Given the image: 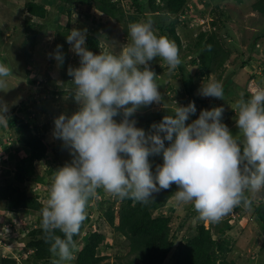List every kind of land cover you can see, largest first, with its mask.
I'll list each match as a JSON object with an SVG mask.
<instances>
[{
	"label": "clouds",
	"instance_id": "1",
	"mask_svg": "<svg viewBox=\"0 0 264 264\" xmlns=\"http://www.w3.org/2000/svg\"><path fill=\"white\" fill-rule=\"evenodd\" d=\"M86 35V28L66 35L79 57V66L68 68V94L78 109L54 118L53 136L63 141L71 161L54 170L41 209L53 264L75 259L73 237L86 219L89 199L101 187L121 200L147 203L175 184L176 201L191 203L199 219L213 223L236 206H251L246 191L264 192V81L234 105L242 140L222 122V107L201 109L186 123L197 112L193 101L175 103L171 114L146 132L136 126L133 114L163 99L149 62L160 57L175 69L181 63L176 44L154 30L150 16L128 25L130 40L118 50L114 44L93 53L85 46ZM60 47L53 53L58 65L64 61ZM11 74L0 62V83ZM199 94L223 99V86L213 78L201 84ZM7 111L0 100V123H7ZM153 155L162 156L155 171L149 161Z\"/></svg>",
	"mask_w": 264,
	"mask_h": 264
},
{
	"label": "trees",
	"instance_id": "2",
	"mask_svg": "<svg viewBox=\"0 0 264 264\" xmlns=\"http://www.w3.org/2000/svg\"><path fill=\"white\" fill-rule=\"evenodd\" d=\"M120 1L29 0L25 2L23 5V10L27 14V18L24 20L25 39L21 40L18 45L21 47V57L23 55L35 64L31 52L37 39L35 37L37 19L48 21L53 16L52 21L55 22V27L57 26V36L61 40H66L73 20L78 21L80 17L92 19L94 21L93 28L87 29L85 46L93 53H99L103 50V39L111 40L112 29L109 25L111 21L121 25L120 35L127 41L130 40L128 25L150 16L153 20L154 30L158 34L168 37L179 50L181 63L170 71L173 77L178 79L179 85L169 84V87L177 94V103L183 105L189 101L195 103L197 112L190 116L186 123L195 119L201 109L218 107L227 101L234 102L232 97L234 94H241L245 99L250 96L251 92L246 89V83L254 77L258 80L260 76L256 73H249L244 83L236 77L243 75V68L258 57L257 54L251 52L257 51L259 44L264 41V0H252L249 5L250 14L246 16V20L250 21L248 25H245V28L250 36L249 40H244L245 50L248 53L244 50L238 52L235 40L225 27L226 20L223 18L225 14L217 4L207 7L206 10H201L203 11L201 15L207 12V15L211 17L210 28L201 30L188 26L189 20L185 19L187 0H128L126 9L122 7ZM241 1L238 0V2ZM47 5L51 7L57 5V11L53 14L50 13ZM130 8L132 11L129 10ZM215 15L216 20L214 19ZM64 16L66 22L61 24V18ZM237 16V20L243 21L245 14L238 12ZM217 21L221 23L217 24ZM101 26L104 27V33H99L96 30ZM178 27L183 28L182 32H187L184 43L181 42L182 36L180 37L176 32ZM60 51L63 53L64 61L59 65L56 61V66L59 69L63 85H66V81L68 83L69 80L68 68L71 66V51L67 45L62 46ZM156 60L154 63H149V67L158 76L169 67L162 58L157 57ZM227 62L230 63L231 68L224 76L228 69ZM16 66L12 72L14 76L20 75L15 71L20 66L18 64ZM36 67L38 68L36 74L30 72L29 68L25 69L23 75L26 85L22 87V91L25 89V92L21 94L22 99L8 107V111L5 113L7 123H1V127L8 131L10 141L16 147L17 153H22L21 156H17L15 151L6 150L4 147L7 155L5 159L12 163V168L4 170L0 176L2 210L11 220L20 214L30 215L33 220L19 231V235L25 236L23 242L25 254L20 259V263L14 255L0 253V264H47L53 258L49 251L50 245L45 242L41 227V209L44 207L48 195L51 182L49 175L52 168L45 170V175L41 178L37 163L54 153L46 140L48 123L44 122L42 125H38L29 119L28 115L23 114V105L31 104L30 98L36 93L43 97H61L70 94H68L69 88L55 84L54 78H51L47 73V70L53 69L52 64L39 63L36 64ZM42 69L44 70L40 75ZM213 78L222 82L223 99L199 94L201 84ZM195 79L198 81L197 84ZM235 88L239 89L238 93H235ZM163 102L162 100V104L144 106L142 114L135 112L132 118L135 119L136 126L148 132L151 130V124L159 122L163 116L171 114V109L163 105ZM232 111V107L226 110L222 119L225 117L229 120ZM227 123L228 121L224 124L227 125ZM167 144L168 142L165 141L166 146ZM68 161H71V156ZM150 164L151 169L155 171V167L162 164V156L155 155ZM37 183L44 184L46 189L36 190ZM176 188L177 186L172 184L169 189L154 193V199H150L147 203H139L132 199L121 200L107 193L102 187L98 188L87 203L86 219L82 222L79 233L73 237L75 259L67 264H234L233 261L226 258L232 249L228 234L232 226H229L228 222L231 218L227 217L228 215L216 223L214 228L213 222L205 226L198 219V213L193 206L189 205L184 216L179 220L177 228L188 230L194 222L195 234L186 235L184 232L180 237L174 236L171 224L175 207L171 204V200L175 196ZM104 191L106 199L102 200L101 196ZM253 193L251 191L245 193L252 201L251 206L246 207L241 204L234 207L232 211L244 210L246 216L238 214L237 217L240 223L246 224L255 221L264 234V192L261 195L256 194L252 198ZM167 208H169L168 212H166ZM92 210L98 212L94 220H92ZM103 222L109 226V232L102 230ZM92 223L95 226L91 229ZM82 232L83 235H81ZM57 234L63 236L62 233L57 232ZM107 238L112 242L108 244ZM118 246L123 248L124 252H120L121 249ZM261 247L264 248V239Z\"/></svg>",
	"mask_w": 264,
	"mask_h": 264
},
{
	"label": "rangeland",
	"instance_id": "3",
	"mask_svg": "<svg viewBox=\"0 0 264 264\" xmlns=\"http://www.w3.org/2000/svg\"><path fill=\"white\" fill-rule=\"evenodd\" d=\"M27 1L29 0H0V62L8 65L12 69V72H14V68L17 67L16 64L20 66L18 69H15L17 74L20 75L14 76L11 74L10 76L4 78L3 82L0 83V100L5 102L8 107L11 106L12 103L20 101L22 99L21 94L25 92V89L24 91H22V87L26 85V79L23 75L25 69L29 68L30 72L36 74V72H38L36 64L39 63L44 65L52 64L54 66L53 69L47 70V73L51 76V78H54L55 84L70 88V81L72 77L68 75V83L66 81V85H63L59 69L56 66V60L53 56V53L57 50L58 45L61 47L65 45L69 46V49L71 51L70 67L79 66L78 55L71 50L67 40H61L57 36L58 30L56 28L57 26L55 27V22L52 21L53 16L48 21H42L39 19L36 20L37 22L35 26V37L37 39L35 40V44L32 49L33 51L31 52L33 54L35 64L32 63L28 58L23 57V55L21 57L22 51L21 47L18 45L20 44L21 40L25 39L24 20L27 18V14L23 10V5ZM251 1L252 0H242L241 2H238V0H230L228 2L227 0H187V11L185 19L187 18V20H189V27L208 30L210 28L209 22L211 20V17L207 15V12H205L204 15H201L203 13V11L201 10H206L207 7L217 4L222 10L223 14H225V17H223L226 20L225 27L228 29L232 38L235 40L238 52L244 50L248 53V51L245 50L246 45H244V40L248 39L250 36V34H248V32L246 31L247 29L245 28V25H248L250 21L246 20V16H249L250 14L249 5ZM120 3L123 8L126 9L128 7V0H121ZM47 9L50 11V13L53 14L57 11V5H54L53 7L47 5ZM129 10L132 11L131 8ZM238 12H240L241 14H245V16L243 17V21L237 20ZM214 19L216 20V15ZM65 22L66 20L64 16L61 18V24H64ZM93 22L94 21L90 18L80 17L78 21H72L71 29L93 28ZM220 23V21H217V24ZM109 25L112 29L111 40L106 41L103 39L102 48L103 50L108 48L110 49L115 44L118 50L119 46L127 43V41L120 35V24L111 21ZM182 29L181 27H178L176 29V32L180 35V37L182 36L181 42L184 43L186 40L184 38L186 37L187 32H182ZM96 30L99 33H104V27L102 26L98 27ZM259 45L260 46L258 47L257 51L251 52L257 54L258 57L253 59L252 62L249 63V65L243 68V75L241 74L240 76L236 77V79H240V81L244 83L249 73H256L260 76L258 80L254 77L249 79V81L246 83V89L249 92H252V90L257 85H260V83L264 81V41ZM156 61V58H153V60L149 63H154ZM226 66L228 69L225 71L224 76L229 72V69L231 68L230 63L228 62L226 63ZM43 70L44 69L40 70V75L43 73ZM170 71L171 69L169 68L168 70H165L163 74L156 76V81L159 84L158 90L160 91L163 98L162 100L164 101L163 105H166V107L172 109L174 107V104L177 103L176 98L178 96L174 92V90L169 87V84L179 85V81L176 77H173V74ZM195 82L196 84L198 83L197 79H195ZM44 84H46V82H44ZM46 85L48 86V84ZM238 92L239 89L235 88V93ZM240 96L241 94H234L232 95L234 102L227 101L225 102V104H222L218 107L223 108L222 116L230 107L233 108V111L230 114L231 117H229L231 120H227L225 117H223L222 122L225 123L228 121L226 126L228 127L230 133L233 136H237L238 139L242 140V136L239 135V128L235 123L236 113L234 111V105L236 103L235 100L239 99ZM30 102L31 104L27 103L23 105V114L25 116L28 115V117H30L29 119L35 121L38 125H42L44 122L48 123L46 140L54 154H52V156H46L45 159H43L40 163H37V169L41 178H43L46 172L45 170L52 168V172L49 175V178L51 180L54 170L63 166L64 163H68V159L71 156L68 148L65 146L63 141L53 136L54 118L62 112L70 115L72 112L78 109V104L70 95H63L61 97H43V95H40L38 93L34 94L30 98ZM154 104L159 105L160 103ZM143 109L144 106H141L137 109L136 112H140V114H142L144 112ZM28 111H30V113H27ZM114 119L119 122L120 117L117 116L114 117ZM4 147H6V150L8 149L17 153L16 147L10 141L8 131L2 128L0 123V176L1 174H3L4 170H10L12 168V163L5 159L7 155ZM21 155V152L17 153V156ZM154 158L155 155L150 156L149 161H153ZM35 187L37 188L36 190L46 189L45 185L42 183H37ZM261 193L262 192L253 193L252 198H254L256 194L261 195ZM101 199H106L105 191L104 194H102ZM171 202V204H173V207H175V211L172 214L173 221L171 224L174 236L180 237V235H182V233L184 232L186 235L195 234L196 230L194 222L190 225L188 230H185V228L179 230V227L177 228L179 220L184 216L191 203L185 204L182 202H177L175 196L174 198H172ZM2 206V202H0V253L3 255L12 254L17 257L18 263H20V259L23 258L25 254L23 245L25 236L19 235V231L22 227L28 226V224L33 220V217L27 214H20L19 216H16L11 220L10 217L6 215V213L2 210ZM116 206L117 203L115 204V208ZM168 211L169 208L166 209V212ZM97 213L98 212H95V210L91 211L92 220L95 219ZM238 214L245 215V211L242 209L239 211L231 210L229 214H227V217L231 218V220H229L230 222H228L229 226H232V229H230V231L228 232L232 249L226 257L227 260L233 261L234 264H264V248L261 247L262 241L264 239V234L258 228V225L255 221H251L246 224L240 223L237 218ZM199 220L202 221L205 226H208L210 223L207 220ZM216 223L218 222H215L213 224V228L215 227ZM94 226V223H92L91 229L94 228ZM102 228V230L109 232V226L105 222H103ZM81 235H83V232L81 233ZM107 242L109 244L112 241L108 239ZM119 248L121 249L120 252H124L123 248ZM53 259H55V257H53L52 260L47 264H53ZM109 261H112V259H109ZM63 264H67V262H63Z\"/></svg>",
	"mask_w": 264,
	"mask_h": 264
}]
</instances>
